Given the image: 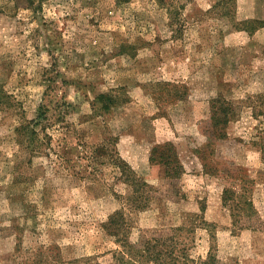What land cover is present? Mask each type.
<instances>
[{
  "label": "rangeland",
  "instance_id": "374dc122",
  "mask_svg": "<svg viewBox=\"0 0 264 264\" xmlns=\"http://www.w3.org/2000/svg\"><path fill=\"white\" fill-rule=\"evenodd\" d=\"M0 89V264H264V0H0Z\"/></svg>",
  "mask_w": 264,
  "mask_h": 264
},
{
  "label": "trees",
  "instance_id": "16d2710c",
  "mask_svg": "<svg viewBox=\"0 0 264 264\" xmlns=\"http://www.w3.org/2000/svg\"><path fill=\"white\" fill-rule=\"evenodd\" d=\"M257 23V21H255ZM245 25L249 26V29L252 30L254 20L245 21ZM3 98H7L6 95H3L0 89V102H2ZM223 115L213 113L212 119L218 125L228 124L231 120V115L228 110H223ZM47 114L42 112L41 116L44 117ZM219 116L221 118H219ZM39 117V118H42ZM36 122V121H35ZM37 121L35 124H38ZM24 128V127H22ZM33 132V131H32ZM33 140V138H31ZM110 155L112 158V162L115 167H117L121 176L126 178V180H131L133 183H137L136 179L131 176V169L128 163H126L121 157L117 150L113 149L110 151ZM152 160L155 162H160L166 165L167 167V175L170 178L175 177L178 173L183 171V167L177 151L171 143L158 144L153 148L152 151ZM246 196V192L244 191H236L234 189H226L223 194V202L230 210L233 212L239 210L240 216H249V218H253L257 216V211L254 208V203L251 199L244 198ZM245 210V214L241 212ZM238 216V215H237ZM235 226H239L240 221L235 220ZM113 223V222H111ZM241 226V225H240ZM248 226V225H246ZM244 227V226H242ZM241 228V227H240ZM124 247L121 252V256L119 259V264H137L138 260L142 261V258H148L150 261L155 262L156 264H191L193 261L189 256L185 255V253L177 252L175 246L167 245V242H162V240H147L143 243L142 246L136 244H130L129 241L123 240ZM139 258V259H138ZM213 256H210L208 260L203 261L202 264H211L213 260Z\"/></svg>",
  "mask_w": 264,
  "mask_h": 264
}]
</instances>
